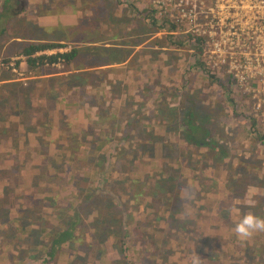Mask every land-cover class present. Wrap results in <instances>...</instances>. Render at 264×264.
Segmentation results:
<instances>
[{"label": "trees", "instance_id": "trees-1", "mask_svg": "<svg viewBox=\"0 0 264 264\" xmlns=\"http://www.w3.org/2000/svg\"><path fill=\"white\" fill-rule=\"evenodd\" d=\"M82 3L85 4L83 1ZM77 4L81 5V0H77ZM31 7L29 6V8ZM137 11L142 16L136 17L141 19L145 25L150 24L149 26L153 27V29L151 31L149 29V32L154 33L159 26L157 22L152 21L141 10ZM11 20L12 18L6 19L4 24L0 22V28L3 27L6 30L5 27H8ZM30 22H27L26 26ZM58 30L57 33L61 31V34L66 35L64 27H58ZM165 37L167 38L165 42L164 40H155L154 44L158 47L165 45V47L185 49L184 43L190 41L185 37L174 36L176 40L170 36ZM110 38L116 39L122 37L117 34H111ZM64 39L67 40L68 38L65 36ZM62 47H64L62 44L39 43L24 48L22 55L26 58L28 66L33 67V63L37 62L41 65L44 63L47 65L58 64L63 69H66L77 55V50L74 49V46L70 51L65 53L30 58L35 52ZM168 56L169 59L166 64H170L168 62L175 59V56L174 58H171L170 55ZM195 60L197 61V59ZM195 66L197 65L194 62L188 64L186 68V72L189 74L188 77L180 74L176 76V70L166 74L164 78L168 83L167 85L170 84V88H166L168 86L160 84V81L163 79L162 75L159 74L160 77L151 78L150 82L148 81L151 83L148 87L151 89L141 88L143 92L136 90L134 92L136 95L130 96L129 102L131 104H123L124 108L121 105L114 104L113 106L111 100L117 98L118 95L114 94L110 96L108 92L104 93L106 95L105 99L102 98L95 102L93 114L84 115V120L85 122L88 121V123H86L83 132L87 131L90 133L80 135V138L88 135L86 139L89 141L86 144L78 145L81 147L76 148V150H79L76 159L80 160H66L65 167L59 172L62 175V179L65 180L67 178L66 182L71 181L74 187L76 186L75 176L82 177L79 178L82 181V191L80 192L79 189L75 188L76 193H72V198L78 200V204L70 207L72 204L68 203L66 210H64L58 206H54V203L58 200H53L48 205L49 207H37L34 212L24 215L23 219L12 220V222L29 226L32 230L35 229L38 235L44 232V235L49 238V240H45L38 236L39 243L35 244L36 251L46 254L49 258H54L55 256L52 254L57 251L61 253L64 250L68 254L75 256L74 258H85V261H89L88 264H90L92 259L96 258L97 253L102 248L105 249V253L103 252L105 264H155V262L158 264H191V260L196 254L201 257L202 264H253L252 259L256 251L259 253V259H263L264 248L262 245L264 243L261 244L254 240L242 242L236 237H231L229 242H225L220 236L222 233H233L232 229L234 225L248 212L264 218V212H261L262 208H264V181L256 176V170L252 168L248 170L239 169L241 166L245 168V165L255 157L256 148L258 149L259 144L264 143V133L260 134L258 131H255L250 134V137H246V129L245 127L243 128L241 137L248 143L244 151L249 152V155L245 156L247 160H244L240 156L237 157L238 162L236 161V167L239 172L228 178V180L225 178L224 180L213 181L210 176L198 175L182 177L181 173H186L187 175H190L191 172L194 173L191 165L182 170V172H179L178 180L182 178L187 182H184L187 195L185 196V201L181 203L176 196L172 197L170 194L171 189L167 185L174 178L162 174L165 167L163 161L173 160L177 156L172 149L173 145L170 146V149H164L160 144L161 138L158 136V138H153L150 132L141 131L144 128L152 129V126H154L156 130H163V134H166L168 132L166 129L173 125L172 122L174 121L176 122L175 129L170 133L176 136L178 145L182 150L186 148L195 152L194 158L189 157L191 163L197 161V152L202 149L207 151L206 161H208L207 164L209 166L206 168V171H215L218 168H222L223 165H231L229 162L225 164L224 161L221 163H217L216 161V164L214 160V157L222 158L225 152L229 151L228 146H224L223 144L229 140L227 136L229 133L219 128L220 125L225 123L220 108L225 106L234 109L235 115L231 121L240 122L239 117L242 113H238L237 110L238 108L243 110L239 105L242 102L243 95L239 93L230 96L222 100L220 106L217 103L205 107L204 98L200 93L198 95L191 92L180 96L181 101L177 105L175 103L176 97H173V95L185 89L183 85L191 81L190 74L195 70ZM86 75L90 80L97 78L91 73H86ZM82 76L84 74L75 75V78H81ZM168 78L181 80L179 89L177 88L178 84L170 82ZM197 78L207 86H222L221 81L216 79L214 74L212 75L210 72L200 70ZM77 83L88 84L81 80H78ZM5 96L6 98L0 95V108L6 111L7 102L3 100L13 99L14 96L8 92H6ZM79 97L82 98V96ZM137 99L140 102H137ZM196 99L198 101L197 104ZM146 103H148L147 106ZM103 104H105V108ZM75 105L79 106L78 101ZM180 105L185 107V115L182 117L178 115ZM31 106L33 107V105ZM12 108H14L13 102L10 103L8 110ZM31 111L33 112L35 109H31L30 107L28 112L30 113ZM204 113H208L211 119L199 120V116ZM13 115L15 114H3L5 119ZM90 118H95V120H90ZM5 119L0 121V126L7 123ZM17 125L19 124L17 123ZM86 127L88 128L87 130ZM2 128L4 127H0V136H5L9 139V132L4 134L5 131ZM21 131L24 133V136L30 133L23 130V128ZM54 134L56 140L51 152L58 151L60 146L62 149H65L62 151L64 154L59 151V155H67V153L70 154L72 151H76L70 148L72 146H68L70 142L68 140L69 136H67L66 132L62 131L60 125ZM24 136L22 139H24ZM62 137L64 138V143ZM66 137L68 145H66ZM220 139L222 142H219ZM0 145L3 147L6 144ZM229 145L233 148L238 147L235 142ZM123 146L126 147L124 148ZM141 146L156 151V155L150 157L144 149H141ZM36 147H39V145L36 144ZM32 148L29 147L28 150ZM10 152L15 154V150L10 149ZM21 152V149L16 150V155H21ZM53 153L56 154V152ZM230 155L234 156L231 152ZM81 156L82 158H80ZM99 156L101 157L100 161ZM96 157L98 161L95 164L89 162L90 158L95 159ZM8 162H3L1 166L11 164V161ZM155 164L158 168V174L154 175L155 181L160 182L156 190L150 195L142 192L139 198L138 195L132 197L129 194L128 196L125 193L126 189L130 190L132 188L131 184L137 181L129 179V176H125L124 173L128 171H140L143 166L139 173L131 174L132 178L141 181L140 174H147L144 171V167L150 166L154 170V173L157 172ZM75 166L78 168L73 169ZM195 167H199L198 169L200 170L199 165ZM161 174L162 176H160ZM237 174H241V176H236ZM14 177L0 176V198L3 201L0 204V222L3 227L6 226V222L8 223L6 229L9 228L8 225L11 223L10 220H6L7 214L9 215L14 203L18 205V202H15L11 198L13 192L6 185ZM30 184L31 181H26L20 185L30 186ZM122 186L126 188L122 189ZM201 187H205L203 189L205 192L200 195L205 205L202 204V199L199 196H196L198 197L196 206L190 205L189 203L192 202L193 196L189 197L188 194L200 190ZM4 188L7 189L6 195ZM135 189L138 191V187ZM249 192L251 195H249ZM210 194L212 195V199L208 200L206 197ZM246 196L250 198L253 204L241 206L242 203H238L236 200L241 199L244 201V197ZM134 201L140 204L138 207L139 213L135 212ZM41 208L52 211L47 214L46 211L37 210ZM244 208L247 212L243 211ZM69 209L71 210V214L69 213L68 215ZM126 211H129L127 216H125ZM96 213L101 214L100 219L93 217L88 224L84 223V219L87 216H92ZM127 217L129 218L128 221L126 220ZM71 218L74 219L72 223L70 222ZM52 222H55V226L50 225ZM105 222L113 223V225L108 226ZM34 223H37V225ZM84 225H89L92 228L90 234L82 235L80 233ZM107 226L108 228H113V230L116 228L117 230L114 233H108ZM118 231L120 232L118 233ZM255 237H257V240L264 241V233L255 234ZM107 254L112 256L111 260L105 257ZM239 255L241 256L240 258ZM179 260L182 261L177 262Z\"/></svg>", "mask_w": 264, "mask_h": 264}, {"label": "rangeland", "instance_id": "rangeland-1", "mask_svg": "<svg viewBox=\"0 0 264 264\" xmlns=\"http://www.w3.org/2000/svg\"><path fill=\"white\" fill-rule=\"evenodd\" d=\"M82 1L85 2V4H83ZM18 4H21L25 9V15L32 17L29 18L24 16L23 18L20 17V19H15L12 30H17L18 28H20V26H23L24 21L26 20L31 21L28 25L30 27L28 31L23 28L20 29L22 37H43L45 40L55 39V35L57 34L61 37H64V35L61 34V31L57 33V31H59L58 27H61L60 25H62L67 31L73 33L76 29L74 27H71L67 21L64 22L63 20H60L64 12L67 13L74 10L72 9L73 6L75 7L76 11L86 15L85 19H80L82 22V25L80 27L81 29L86 30L85 34L89 31H94V33L90 36H88V34L77 35L75 37L76 40L81 41V44H83L85 41H87L88 43H91L90 41H92L95 43L100 42L101 45L106 44L115 46L117 50H120V48L123 49V55L121 54V52L120 54H118V56L122 55V57L118 59V62L123 59L121 65L116 67V69L112 70L111 72L112 74L116 75L118 79L121 80V82H125L124 84L117 83L116 85H114L112 92H108L110 96H113L114 94L118 95L117 98H113L111 100V104H113V106L114 104L121 105V107L124 108L123 104H131V102H129L130 96H135L136 94H134V92L136 90L139 91L141 90V88L151 89L148 86H150L151 83L149 82L153 77H160V75H162L163 79L160 81V84L162 86H168L166 88H170V84L167 85L168 83L164 78L166 74L172 72L173 70H176V76L180 74L188 77L189 74L186 72V68L188 67V64L192 62H194L197 66H195V70L190 74L191 81H189L188 84L186 83L185 85H183L185 86L184 90H181V92L173 95V97H176L175 103L177 105L181 101L179 98L180 96L189 94L191 92L198 95L200 93V95L204 98L205 107H209L217 103L218 106H220L221 101L230 96L239 93L243 95V99L241 98L242 102L239 104L243 110L239 108L237 110L238 113H242V115L239 117L240 122L236 123V121H231L232 117L235 115L234 109L225 106H222L220 108L222 110V114L224 116L223 121H225V123L223 125H220L219 128L223 131L228 132L230 135H227L229 137V140L223 143L224 146H228L229 151L225 152V155L222 158L214 157V160L215 163L216 161L217 163H221L222 161H224L225 164L229 162L231 165H223L222 168H218L215 171H206V168L209 166L207 164L208 161H206L207 151H204L202 149L197 152V161H195L194 163L190 162L189 157L194 158L195 152L186 148L182 150L178 145L179 143L176 140V136L173 133H170L175 129L176 122L173 121V125L166 129V131H168L166 132V134H163V130H156V127L154 126H152V129L144 128L141 130L143 132H150L153 138H161L160 144L164 149H170V146L173 145L172 149L177 154V156L174 157L173 160L163 161L165 167L163 168L164 172L162 174L167 175L170 178H174V180L168 182L167 185L169 186L168 188L171 189L170 194L172 195V197L176 196V198H178L181 203L185 201V196L187 195V190L184 184V182H187L182 178H180L182 181L178 180L179 172H182V170H185L189 167V165H191L194 173L191 172L190 175L181 173L182 177L198 175L210 176L213 181L220 179L224 180L225 178L226 180H228V178H231V176L239 172L236 167L237 157L240 156L244 160H247V157L245 156L249 155V152L244 151L248 143L241 137L243 128L245 127L246 129V137H250V134L255 131H258V133L260 134L264 133V85H245L243 86L244 89L239 90L235 88L234 84H230L229 80L226 79L225 74L222 75V72L220 76L214 75L216 79L221 81L222 86H207L201 83L202 81L197 78V74L200 70L203 72H210L212 73V75L215 74L216 71L205 67L201 62V57L203 56L204 52L197 46V43L199 42L197 38L176 35L174 25L161 17L162 10L167 7L172 8L173 4L156 5L148 3L147 0H81V5L77 4V0H0L1 23L4 24L6 19L13 18L9 10H11L14 5ZM29 6H32V9L29 8ZM34 6L37 7V10L34 8ZM88 6H90L91 8H88ZM159 7H161V9H159ZM137 10H141L142 13L147 14L152 21L157 22L159 26L157 27V30L154 29V33L149 32V29L150 31L151 29H153V27L149 26L150 24L145 25L141 21V19H138L142 15H140ZM136 16H138V18ZM99 23L106 28L105 32L100 31L99 28H97V31L95 30L96 24H98V27ZM115 24L120 29L116 30V28L114 27ZM109 26H111L110 29L108 28ZM5 29L7 30V26L5 27ZM76 31L77 34H79V30ZM111 34H117L122 38L111 39ZM165 36H170L174 40H176L174 36L185 37L190 41L184 43L185 49L165 47V45H163L162 47H158L154 44L155 40H164L165 42L167 40ZM69 47L71 50L73 46ZM63 49H61V52H63ZM168 55H170L171 58H174L175 56V59L168 62L170 64H166L169 59ZM194 58L197 59V61ZM123 67L126 68L124 69ZM115 72L117 73L115 74ZM22 79L23 78L20 77V80ZM168 79L170 82H176L178 84L177 88L179 87L181 80L174 78ZM101 96L104 99L106 98L104 92H101ZM98 98L99 96L97 97V99ZM74 101H78L79 103V106L75 109L84 112L85 114L83 115H90L95 111V102L97 100L92 99L89 96H82V98L78 97L77 99H74ZM137 102L140 101L138 100ZM197 103L198 101L196 99V104ZM73 104L71 106H73ZM147 104L148 103H146V106ZM31 105H33V107L36 106L32 104V102L26 101L21 102L20 106L16 104L14 108L8 110L10 108V103H7L6 111L0 108V121L2 119H5L3 114L7 115L8 113H14L17 116V112H19V114L22 116V121L24 122L26 120L27 114H29L27 109H29ZM103 106L105 108V104H103ZM34 109L35 112L39 114V107H35ZM184 113L185 107L180 105L178 108L179 117L185 115ZM15 115L9 117L8 119H5L7 123H12H6V125L0 126L4 127L2 128L5 131L4 134L6 132H9L10 135L9 139L5 136H0V144H6L5 146H3V150L2 146L0 145V176H15L12 181L7 182L6 185L7 187H9L10 191L13 192V196L11 198L14 199L15 202H18V205H16L15 203L14 205H12L9 215L7 214L6 220L11 221V225H8L9 228L6 229L8 224L7 222L5 227H3L0 222V264H88L89 261H85V258H74L75 256L68 254L67 251L64 250L61 253L57 251L52 254L53 256H55L54 258H49L46 256V254H42L41 252L36 251L35 244L39 243L38 236L42 237L45 240H49V238L44 235V232L38 235L35 229L32 230L31 227L12 222V220L23 219L24 215L34 212L37 207H49L48 205H50L53 200H58L54 203V206H58L59 208L64 210H66L68 203L72 204L70 207L78 204V200H74V198H72V193H76L75 188L79 189L80 192L82 191V181L79 179L82 177L75 176L76 186L74 187V184L71 181H69L68 183L66 182L68 180L67 178L63 180L62 175L59 172H61L62 168L65 167L66 160H80L76 159V156L79 153V150H76V148L81 147L78 146L80 144H86L89 142L86 139L88 135H85L83 138H80V135L90 132H83L81 130H78L80 127L78 129H71L72 123H70L69 128L67 123L64 122L65 128L61 125L60 127L62 131L66 132L67 136H69L68 140L70 142L68 145L66 137V145L72 146L70 148L75 149L77 152L72 151L70 154L67 153V155H59V151L62 152L65 148L62 149L60 146L58 151H53L56 152V154L51 152V149L54 147L56 140L54 134L51 135L47 130L43 132L39 130L37 133V137L33 139L28 135H33V127H35V124L28 123L25 126L22 125L23 130H26V132H30L29 134L24 136V133L17 129V123L19 121ZM54 119L55 118H53L52 120ZM91 119L93 121L95 120V118H90V120ZM198 119L210 120L211 117L208 113H204L200 115ZM37 123H39V121ZM12 124L14 126H12ZM87 129L88 128L86 127V130ZM12 130L13 132H11ZM23 136L24 139H22ZM219 142H222V140L220 139ZM233 142L237 143L238 147L233 148L231 145H229ZM36 144H38L39 147H36ZM29 147L33 148L28 150ZM123 147L125 148L126 146ZM10 149L15 150V154H13L12 152H8V150ZM18 149L22 150L21 155L23 154V156L16 155V150ZM141 149H144L150 157L156 155V151L148 149L145 146H141ZM230 152L234 154V156H231ZM255 154V157L245 165V168H243L240 163L241 167H239V169L248 170L249 168H252L253 170H256V176L264 181V143L259 144V148H256ZM126 157L128 158V156ZM80 158H82V156ZM98 158L100 161L101 157L99 156ZM8 161H11V164L1 166L3 162ZM96 161H98L97 157L95 159L90 158L89 160V162H92L94 164ZM197 165L200 166V170L198 169L199 167H195ZM155 166L157 169L156 173H154V170L151 169L152 167H144V171H146L147 174H140L141 181L132 178L131 174L139 173L142 170L143 166L140 171L125 172V176H129V179L137 181L131 184L132 188L130 190L126 189L125 193L128 196L130 194L132 197L138 195L139 198L142 192H145L149 195L154 192L158 184H160L159 181H155L156 178L154 177V175L158 174L157 165L155 164ZM77 168L78 167L75 166V168L73 169ZM162 174L160 176H162ZM236 176H241V174H237ZM26 181H31L30 186L20 185ZM71 184L73 185L71 186ZM136 187H138V191L135 189ZM123 188L126 187L122 186V189ZM204 188L205 187H201L200 190H196L195 192H190L188 194L189 197L193 196L192 202L189 203L190 205L196 206V202L198 201V197L196 196H199L202 199V204L205 205V203H203V198L200 196L205 192L203 191ZM4 189L6 195L7 189ZM241 190L243 191L242 188ZM164 191H166V189H164ZM249 195H251L250 192ZM248 196L244 197V201H242L241 199L236 201L238 203H242L241 206H250L253 204V202L250 200V198H248ZM206 198L208 200L212 199V195L210 194ZM2 202L3 201L0 198V204H2ZM133 206L135 207V212L139 213L138 207L140 206V204L134 201ZM262 209L263 210L260 209L261 212H264V208ZM37 210L46 211L47 214L52 211L43 208ZM243 211L247 212L245 208L243 209ZM69 213L71 214V210L68 212V215ZM128 214L129 211H126L125 216H127ZM93 217H97L98 219H100L101 214L96 213L92 216H87L84 219V223L88 224ZM126 220L128 221L129 218L127 217ZM70 222H74V219L71 218ZM34 224L37 225V223ZM106 224L108 226L113 225V223ZM50 225L55 226V222H52V224ZM108 226V233H114L117 230L116 228H114V230L113 228H108ZM91 230L92 228L89 227V225H84L80 233L82 235H87L90 234ZM119 232L120 231H118V233ZM220 237L225 242H229L231 240V237H235V235L233 233H222ZM253 240L258 241V243L261 244L264 243V241L257 240V237H255V235L253 239H249L247 241ZM262 246L264 248V244ZM182 249L184 248L182 247ZM73 250L72 252L75 253L76 250H74L75 252ZM103 252L105 253V249H100L99 253H97L96 258L92 259L90 264H105ZM80 256L82 255L80 254ZM105 257L108 260H111L112 256L107 254ZM240 257L241 256L239 255V258ZM181 261L182 260H179L177 262ZM252 262L253 264H264V257L263 259H259V253L258 251H256ZM155 264L158 263L155 262Z\"/></svg>", "mask_w": 264, "mask_h": 264}, {"label": "crops", "instance_id": "crops-1", "mask_svg": "<svg viewBox=\"0 0 264 264\" xmlns=\"http://www.w3.org/2000/svg\"><path fill=\"white\" fill-rule=\"evenodd\" d=\"M34 8L37 10L36 6ZM72 9L74 10L67 13L64 12L60 20L67 21L71 27L79 30V34H77L76 30L72 33L65 29V36L68 38L66 41H64L65 36L62 39L60 35H55V39L49 40H45L43 37H22L20 29L23 28L28 31L30 27L26 26V24L30 20L24 21V25L20 26L17 30H12L15 19H20V17L23 18L24 16L29 17L25 15V9L21 4L14 5L9 10L14 18L8 24L7 30H4L3 27L0 28V95L6 98V92L12 94L14 96L13 99H4L3 101L7 103L13 102L14 106L16 104L20 106L21 101H29L36 105L34 107L31 106V109L39 107V114L31 111L27 114L24 122L19 112H17L16 116L19 121L17 127L19 131H21L22 125L24 126L28 123L35 124L33 135H28L33 139L37 137L39 130L42 132L47 130L52 135L58 130L59 125L65 128L64 122L67 123L69 128L70 123H72L71 129H78L80 127L78 130L84 131L88 121L85 122L84 120V112L75 109L77 101H74V99H77L79 96H89L92 99L99 100L102 99L101 92H112L114 85L125 83L121 82L116 75L111 73L112 70L121 65L123 59L119 62L118 59L122 57L123 49L117 50L115 46L101 45L100 42L95 43L92 41H90L91 43L85 41L81 44L82 42L76 40L75 37L85 34L86 30L80 27L82 25L80 19H85L86 15L76 11L75 7H72ZM97 25L96 31L99 28L100 31L105 32L106 28L104 26L100 23L98 27ZM60 26L63 27L62 25ZM110 27L108 28L110 29ZM114 27L120 29L116 24ZM93 33L94 31H89L86 34L90 36ZM39 43H68L62 45L64 47L74 46V49L77 50V55L66 69H63L58 64L47 65L44 63L41 65L37 62L33 63V67L28 66L26 58L22 55V50L29 45ZM64 47L44 49L33 53L30 58H36L41 55L50 56L61 51ZM120 52L122 55L118 56ZM86 73H91L97 78L90 80L87 78ZM80 74H84V76L75 78V75ZM20 77L23 79L20 80ZM78 80L87 82L89 85L86 83L78 84ZM98 96L99 98L97 99ZM72 104L73 106H71ZM53 118L55 119L52 120ZM38 121L39 123H37ZM12 126L14 125L12 124Z\"/></svg>", "mask_w": 264, "mask_h": 264}, {"label": "built area", "instance_id": "built-area-1", "mask_svg": "<svg viewBox=\"0 0 264 264\" xmlns=\"http://www.w3.org/2000/svg\"><path fill=\"white\" fill-rule=\"evenodd\" d=\"M147 2L173 4L172 8L162 10L161 17L174 25L176 35L197 38L198 47L204 52L201 62L205 67L223 70L226 79L239 90L245 85H264V20L257 21L264 16V0ZM244 21L248 22L245 27ZM61 51L57 53L68 52L70 47Z\"/></svg>", "mask_w": 264, "mask_h": 264}, {"label": "clouds", "instance_id": "clouds-1", "mask_svg": "<svg viewBox=\"0 0 264 264\" xmlns=\"http://www.w3.org/2000/svg\"><path fill=\"white\" fill-rule=\"evenodd\" d=\"M232 232L240 241H247L255 234L264 233V218L248 212L234 225ZM191 264H202L201 257L196 254Z\"/></svg>", "mask_w": 264, "mask_h": 264}, {"label": "bare ground", "instance_id": "bare-ground-1", "mask_svg": "<svg viewBox=\"0 0 264 264\" xmlns=\"http://www.w3.org/2000/svg\"><path fill=\"white\" fill-rule=\"evenodd\" d=\"M263 20H264V16H263V17H259V19H257V21H258L259 23H262ZM252 21H254V20H252ZM247 24H248V22H247V21H244V23H243L242 25L245 27ZM245 34L247 35V37L250 38V34L248 33L247 30H245ZM197 44H199V42H198ZM197 44H196V45H197ZM197 46H198V45H197ZM221 72H222V75H223V74H224V71H223V70H217V71L215 72L214 75H216V76H220V75H221Z\"/></svg>", "mask_w": 264, "mask_h": 264}]
</instances>
